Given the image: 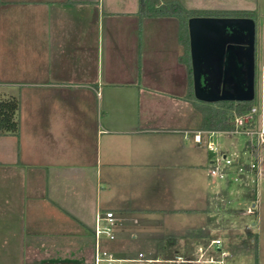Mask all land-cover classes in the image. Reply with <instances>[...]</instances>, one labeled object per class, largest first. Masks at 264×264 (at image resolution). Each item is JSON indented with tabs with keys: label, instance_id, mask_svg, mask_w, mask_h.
I'll return each instance as SVG.
<instances>
[{
	"label": "crops",
	"instance_id": "1",
	"mask_svg": "<svg viewBox=\"0 0 264 264\" xmlns=\"http://www.w3.org/2000/svg\"><path fill=\"white\" fill-rule=\"evenodd\" d=\"M179 1L254 12L264 32V0ZM179 35L177 18L142 16L140 0H0V94L20 101L19 133L0 134V264H93L107 211L117 238L104 246L125 258L154 253L165 235H212L223 187L207 142L221 132L193 124ZM259 160L257 200L264 150ZM178 215L199 223H157ZM164 241L148 263L205 246Z\"/></svg>",
	"mask_w": 264,
	"mask_h": 264
},
{
	"label": "water",
	"instance_id": "2",
	"mask_svg": "<svg viewBox=\"0 0 264 264\" xmlns=\"http://www.w3.org/2000/svg\"><path fill=\"white\" fill-rule=\"evenodd\" d=\"M189 29L196 97L252 100L256 95L255 20L193 17Z\"/></svg>",
	"mask_w": 264,
	"mask_h": 264
},
{
	"label": "rangeland",
	"instance_id": "3",
	"mask_svg": "<svg viewBox=\"0 0 264 264\" xmlns=\"http://www.w3.org/2000/svg\"><path fill=\"white\" fill-rule=\"evenodd\" d=\"M258 28H257V45H256V106L258 108L257 114V124L256 127L260 126V124H264V32L261 28L262 21L258 19ZM243 76V75H242ZM243 78V77H242ZM245 80V79H244ZM243 80V81H244ZM245 82V81H244ZM243 82V83H244ZM194 108V109H193ZM189 109L193 111L194 126L200 127L201 116L200 113L197 112L195 107ZM188 109V112H189ZM190 113V112H189ZM199 124V125H198ZM216 137L218 139L217 143L219 145L218 151L212 152L214 155L220 156L221 152L230 155L239 154L238 160L247 158L246 151L247 146L249 144V137L244 134H217ZM261 150H264V144L258 147L255 151L258 166L259 163V153ZM214 156V158H216ZM235 157V156H234ZM220 185L224 188L225 183L220 182ZM261 191L259 193V200H256V208L254 211H248L250 207L253 206V200H245L243 197L246 193L240 189L237 183L232 182L230 186L227 188L229 197L220 196V204L216 208V214L214 216V220H212L211 225H213V237L221 238L224 242L225 247L230 250L233 254V257L226 258L223 264H256V242L254 238H250L248 233L258 231L260 233V248L258 253L259 264H264V177L261 179ZM259 185V183H258ZM258 188V186H256ZM255 187V188H256ZM263 187V188H262ZM225 189V188H224ZM230 200V202H229ZM251 209V208H250ZM258 211V212H257ZM200 216L198 215H178L173 218L161 219L157 223H165L173 224L174 227H189L196 226L199 221ZM170 226V225H169ZM256 233V232H255ZM254 243V244H253ZM144 253L148 256L153 255L154 253L151 251H147L145 249ZM251 251H253L251 253ZM251 253V255H250ZM216 255V253H215ZM143 264H154V263H143ZM159 264H176V263H159ZM187 264V263H186ZM220 264V263H215Z\"/></svg>",
	"mask_w": 264,
	"mask_h": 264
},
{
	"label": "trees",
	"instance_id": "4",
	"mask_svg": "<svg viewBox=\"0 0 264 264\" xmlns=\"http://www.w3.org/2000/svg\"><path fill=\"white\" fill-rule=\"evenodd\" d=\"M140 14L142 16L154 17H175L180 24V41L185 48L183 62L186 63L188 70L193 74V64L191 58V39L189 20L193 17H246L252 18L256 22V14L251 11H197L187 9L179 0H140ZM187 98L193 103L197 112L200 113V128L205 130L228 131L235 128V118L237 115L244 114L251 110L256 104V95L252 100H233L222 99L218 101H204L196 97L194 91V76L191 80L190 90ZM20 107V101L16 96L4 97L0 94V134H18L20 130L17 113ZM258 188L248 189L244 195L245 200H257ZM229 197L227 189H222V196ZM230 201V200H229ZM220 203V202H219ZM250 238L256 242V264H259L258 258V233H248ZM172 238H197L204 240L205 246L213 239V235H207L202 228L188 229L182 235H165L159 241V246L154 252V256L163 253L162 245L164 240ZM195 259V258H191Z\"/></svg>",
	"mask_w": 264,
	"mask_h": 264
},
{
	"label": "built area",
	"instance_id": "5",
	"mask_svg": "<svg viewBox=\"0 0 264 264\" xmlns=\"http://www.w3.org/2000/svg\"><path fill=\"white\" fill-rule=\"evenodd\" d=\"M258 108L253 106L250 111L237 115L235 118V128L228 131L205 130L206 135L215 136L218 132L224 134H244L249 137V144L246 151L247 158L238 160L239 154L228 155L224 152L220 153L212 162L209 172L217 181L225 183L224 188L227 189L232 182L237 183L240 189L245 193L248 189H254L259 183V166L255 151L264 144V124L256 127ZM197 141L202 142L201 137ZM207 147L212 152H217L220 148L214 140L207 142ZM223 188V189H224ZM230 202V201H229ZM253 206L248 211H254L256 208V200H253ZM116 219L112 211H107L100 218L96 232V248L93 264H125L126 262H157L159 259L147 257L145 253H139L135 258H125L119 256L114 251L104 246V241H112L117 238ZM216 253V255H215ZM233 257L221 238H213L203 247H200L199 256L196 259L178 258L169 260V262L183 263L195 262L206 264H223L225 259Z\"/></svg>",
	"mask_w": 264,
	"mask_h": 264
},
{
	"label": "flooded vegetation",
	"instance_id": "6",
	"mask_svg": "<svg viewBox=\"0 0 264 264\" xmlns=\"http://www.w3.org/2000/svg\"><path fill=\"white\" fill-rule=\"evenodd\" d=\"M235 93H236V94H239V93H241V92L238 91V92H235ZM245 94H246V93H245Z\"/></svg>",
	"mask_w": 264,
	"mask_h": 264
}]
</instances>
